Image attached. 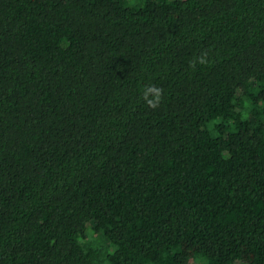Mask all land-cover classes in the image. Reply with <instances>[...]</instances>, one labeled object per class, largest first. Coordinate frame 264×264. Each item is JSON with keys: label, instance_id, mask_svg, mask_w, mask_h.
I'll use <instances>...</instances> for the list:
<instances>
[{"label": "trees", "instance_id": "trees-1", "mask_svg": "<svg viewBox=\"0 0 264 264\" xmlns=\"http://www.w3.org/2000/svg\"><path fill=\"white\" fill-rule=\"evenodd\" d=\"M264 264V0H0V264Z\"/></svg>", "mask_w": 264, "mask_h": 264}, {"label": "rangeland", "instance_id": "rangeland-1", "mask_svg": "<svg viewBox=\"0 0 264 264\" xmlns=\"http://www.w3.org/2000/svg\"><path fill=\"white\" fill-rule=\"evenodd\" d=\"M238 264H241V263H238Z\"/></svg>", "mask_w": 264, "mask_h": 264}]
</instances>
